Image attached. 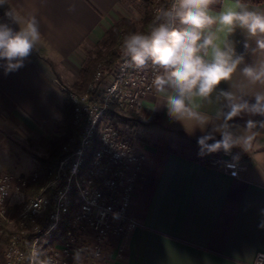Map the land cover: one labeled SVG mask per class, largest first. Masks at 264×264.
<instances>
[{"label": "crops", "instance_id": "crops-1", "mask_svg": "<svg viewBox=\"0 0 264 264\" xmlns=\"http://www.w3.org/2000/svg\"><path fill=\"white\" fill-rule=\"evenodd\" d=\"M233 3L225 0L213 9ZM248 6L264 12V4ZM0 10L6 24L17 30L25 18L35 16L41 33L24 67L7 75L0 67V172L12 173L31 164L22 149L25 140L44 146L55 133L54 122L64 99L60 79L77 75L83 50L102 42L107 30L125 18L128 10L123 0H6ZM0 23L5 22L0 19ZM229 39L236 53L243 55L244 64L264 63V52H252L255 43L242 29L237 28ZM230 87L234 92L243 88L250 102H254L252 94L264 91L247 84L239 73L219 85L224 90ZM215 96L198 101L201 113L215 115L222 106ZM165 104V97L155 90L144 101L145 117L154 118L163 129L186 141H197L203 133L193 131L195 122L174 120ZM249 119L264 117L243 114L232 123L242 129ZM149 131L142 138L151 139ZM255 131L251 147L239 148V156L235 155L244 166L236 179L192 160L196 148L182 154L140 138L137 152L142 157V173L131 210L136 228L126 240L122 260L116 258L110 242L96 264H253L257 254H264V228L259 227L264 222V129ZM220 152L204 156L209 160ZM73 264L80 263L74 260Z\"/></svg>", "mask_w": 264, "mask_h": 264}, {"label": "built area", "instance_id": "built-area-1", "mask_svg": "<svg viewBox=\"0 0 264 264\" xmlns=\"http://www.w3.org/2000/svg\"><path fill=\"white\" fill-rule=\"evenodd\" d=\"M158 9H154V17ZM155 71L150 64L143 69L129 66L121 51L113 70L101 67L83 94L62 88L72 106L74 135L44 171L35 170L15 179L22 195L30 185H43L27 199L17 216L18 230L11 236L7 264H24V240L38 219L40 227L33 231L34 239L27 249L29 264L32 251L39 252L40 240L55 234L60 237L49 248L46 264H69L82 255L101 260L110 242L114 243L116 258L122 260L126 240L136 228L131 210L142 173L139 143L130 138L125 128L143 114L145 99L155 91ZM208 167L232 179L244 171L232 151H221L210 158ZM12 180L0 176V219L5 224L9 223L6 206ZM61 227L66 228L62 234ZM253 264H264V254H257Z\"/></svg>", "mask_w": 264, "mask_h": 264}, {"label": "clouds", "instance_id": "clouds-1", "mask_svg": "<svg viewBox=\"0 0 264 264\" xmlns=\"http://www.w3.org/2000/svg\"><path fill=\"white\" fill-rule=\"evenodd\" d=\"M5 3L0 0V6ZM218 3L172 0L170 6L157 10L147 31L128 33L122 41L129 66L143 69L150 64L156 70L152 85L165 97L169 116L181 123L192 120L193 131L203 133L197 138L200 156L219 151L230 154L235 147L246 151L257 135L255 130L264 129V119H249L242 129L232 123L243 114L264 117V91L252 94L254 102H250L243 88L236 92L231 87L219 88L221 82L231 81L237 73L247 84L264 88V63L244 64L243 55L236 53L229 39L237 28L242 29L255 43L252 52H264V12L251 9L244 0H234L233 5L215 11L213 5ZM5 15L19 25L9 11ZM40 38L35 16L25 18L18 30L0 23V67L5 75L24 67ZM244 47L250 45L246 42ZM214 93L222 106L214 116L201 113L198 101L210 100ZM259 227L264 228V222ZM30 260L32 264H44L35 249Z\"/></svg>", "mask_w": 264, "mask_h": 264}, {"label": "trees", "instance_id": "trees-1", "mask_svg": "<svg viewBox=\"0 0 264 264\" xmlns=\"http://www.w3.org/2000/svg\"><path fill=\"white\" fill-rule=\"evenodd\" d=\"M245 3H247L250 6H259L264 4V0H244ZM143 7H144V17L142 20L141 27L139 29L135 28V25L130 22L128 19H120L117 21L113 26H111L107 32L104 34V38L102 42L98 43L95 47L98 49L94 51H90L87 53L88 57L91 58L90 62L84 63L81 67V69L78 72V78L77 80L72 84V86L68 87V92L74 93L76 95L83 94L88 86L93 82L94 74H95V68L96 66L100 65L102 68H104L106 71L111 72L114 68V65L117 61V59L121 56V49H122V41L125 35L131 32H139V31H147L148 26L151 24V22L154 20V9L155 8H162V7H168L170 5V0H142ZM0 19L3 22H7L5 16L3 15L2 11L0 10ZM93 56V58L91 57ZM66 97V94H65ZM67 101V100H66ZM71 104L68 102H65L63 104V110H62V122L60 124V128H62L63 134L61 135V138L59 140H56L53 142L52 145V153L50 154V157L48 160H43L39 164V168L41 171H44L48 165H50L54 160H56L59 156L58 147L60 140L64 139L68 135L74 134V127L72 125V121H70V108ZM220 137L217 136V139ZM211 143V142H210ZM192 144L196 148V152L191 157L192 160L201 163L204 166H208V159L205 158V156L198 155L199 148L197 145V141H192ZM236 156H239V147H235L231 150ZM43 185V182H40L38 184L30 185L26 191V200L39 191L41 186ZM25 203L22 205H19L18 207H14L11 210L8 211V215L10 219L15 220L21 211L22 207ZM7 225L0 219V231L3 233H6L9 237L12 235V232L10 230L6 229ZM65 227H61V234L65 232ZM60 234V235H61ZM59 235H54L50 239H44L42 238L39 243V254L41 260L44 261V264L47 263L48 259V250L51 248L59 239ZM34 237H29L26 241V245L22 247V252L24 254L25 262L24 264H29V258L27 254V249L30 248L32 241ZM3 244H8V237H1L0 238V255H1V247ZM41 252L42 255H41ZM0 264H5V262L1 259Z\"/></svg>", "mask_w": 264, "mask_h": 264}, {"label": "rangeland", "instance_id": "rangeland-1", "mask_svg": "<svg viewBox=\"0 0 264 264\" xmlns=\"http://www.w3.org/2000/svg\"><path fill=\"white\" fill-rule=\"evenodd\" d=\"M123 1H124V5L126 6L128 12L125 13L126 16L125 18H122V19H128L130 22H132L135 25L136 29H139L141 27L142 20L144 17V7H143L142 0H123ZM96 49L98 48L93 47L91 49L83 50V54H82L84 58L83 64L88 63L91 60V58L88 57L87 53L90 51H94ZM91 57L93 58V56ZM53 68L55 72H57L56 67H53ZM100 68H101L100 65L96 66L95 74ZM77 78H78V73L77 75H75V73L73 74L71 73L69 77L60 79V85L65 90H68V87L72 86V84L77 80ZM63 98H64L63 99V104H64L65 102H67L65 93H63ZM69 109H70V121H72V106ZM62 110H63V105L61 107L60 114H58V117L54 122V132L55 133L52 135V137H50V140L46 145L40 146V145H36L35 143L29 140H25L22 146V149L24 152V156L27 157V160H32L31 164L28 163V165L24 169L22 170L16 169L17 171H12V173L0 172V176H7V177L13 178V180L11 181L12 189L10 191L9 199H8L7 206H6V213H7L6 217L9 222V223H6L7 225L6 229L10 230L12 232V235L16 234L18 230L17 225L15 223L17 218L15 220L10 219L8 215V211L16 206L18 207L19 205H22L23 203L27 202L25 195L28 189L27 188L23 190V195H22V193H20L22 189L20 191L16 189L18 187V181H16L15 179L20 178V177H27L35 170L41 171V169L39 168V164L43 160L49 159L50 154L52 153V150H53L52 149L53 142L56 140H59L61 138V135L63 134L64 130L60 128V124L62 122V113H63ZM127 125L128 127L125 129L129 130L130 138L134 139L138 143H139L140 138L144 139L142 138L144 134L143 132L150 130L149 132H152L153 136L151 139L149 138L144 139L146 140L147 143H151L152 141H155L160 145H168L169 147L174 148L176 151L181 152L182 154H190L189 148L195 149V146L192 144V142L186 141L185 138L179 136L177 133H171V132L166 131L165 129L161 127L162 124L159 125L155 122L154 118H150V117L146 118L144 111L140 117L134 118L133 120L128 122ZM145 125L147 126V129L144 128ZM73 135L74 134L68 135L64 139L60 140L58 144L59 145L58 152H60L61 148L67 142H69V140L73 137ZM32 164H34L35 166L32 167ZM19 173H22V175H18ZM40 222H41V219H38L34 222L32 226L29 227V230H28L29 235L24 241H27V239L31 237L33 231L36 228L40 227ZM0 233H1L0 238L2 236L6 238L8 237V244L2 245L1 255H0V262L2 259L5 262V264H7L5 256L10 248V240H11L12 235L9 237L6 233H3L2 231H0ZM42 253L43 252H41V255ZM73 260L79 261L80 264L87 263V262H88L87 264H96L97 262H100V261H95L94 259H92L90 256H87V255L79 256V258H74ZM73 260H70L71 264H73Z\"/></svg>", "mask_w": 264, "mask_h": 264}]
</instances>
